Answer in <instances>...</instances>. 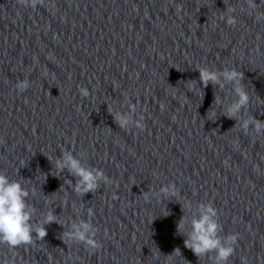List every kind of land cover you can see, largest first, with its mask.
Masks as SVG:
<instances>
[{
    "label": "clouds",
    "instance_id": "1",
    "mask_svg": "<svg viewBox=\"0 0 264 264\" xmlns=\"http://www.w3.org/2000/svg\"><path fill=\"white\" fill-rule=\"evenodd\" d=\"M16 2L23 7H31L33 9L38 5L44 4V0H16ZM244 3L247 4L250 10H255L258 7L256 0H244ZM175 10L179 12L182 7L175 5ZM226 10L229 14L226 17L222 16L221 19L228 25L235 26L238 23L236 16L232 14L235 9L228 7ZM257 19H264V16H259ZM196 70L199 72V81L202 88H207L209 84L220 89H224L228 84L232 85V91L236 99L227 106L224 116L235 120L237 124V116L240 115L242 110H246L250 100L248 92L242 83L245 79L244 73L237 71L235 68L214 70L208 67H199ZM191 81L196 82L195 80ZM29 86V81L24 79L15 84V89L18 92H24ZM79 93L84 98L90 95L89 89L86 87H81ZM213 104L222 105V101L217 96L216 91H214ZM128 109L125 112L121 110L113 112L109 109L108 111L121 129L126 130L131 126L143 131L145 129L144 116L140 115L134 119L137 104H129ZM239 123L245 132L252 126L255 133L258 135L264 134V121L256 119L253 115L247 119L240 120ZM47 159L51 162L50 157H47ZM54 167L59 173L67 171L71 176L75 177V183L70 180H66V182L73 192L80 197L88 193H96L101 183H111L103 169L85 163L79 154L73 155L71 150H62L60 156L55 159ZM175 192V184H166L160 187L158 195L168 197L174 195ZM29 195V190L20 181L10 179L5 172L0 171V244H6L12 249L19 246L32 245L34 239L44 240L47 236L46 225L57 223L65 229L62 232V236L65 238L62 239L64 243L65 240H71L83 244L86 248L92 250L101 247L100 242L96 239L99 229L92 224L90 219L94 216L92 208L87 210V219L73 220L66 230V226L60 223L54 210H49L41 221L34 222L32 218L35 214V208L28 203ZM32 195H34V192ZM143 195L146 200L150 198L148 191H145ZM113 196L117 198L115 193ZM187 207L191 209V204H188ZM181 210L184 212L182 205ZM167 215H169L168 211H166L164 216ZM184 224L189 226L186 234L180 231ZM177 231L185 237V248L190 249L198 259L203 256H210L213 264H227L229 258L236 250L235 246L239 237L238 233L221 235L223 228L219 221L218 211L211 202L198 203L190 218L182 215L177 225ZM175 251L180 250L177 248Z\"/></svg>",
    "mask_w": 264,
    "mask_h": 264
}]
</instances>
